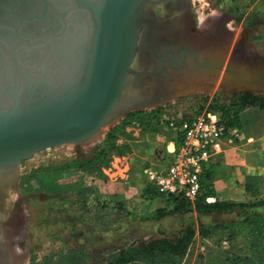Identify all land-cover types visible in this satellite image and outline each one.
<instances>
[{
    "label": "rangeland",
    "instance_id": "obj_1",
    "mask_svg": "<svg viewBox=\"0 0 264 264\" xmlns=\"http://www.w3.org/2000/svg\"><path fill=\"white\" fill-rule=\"evenodd\" d=\"M209 2L230 21L225 30L230 40L228 54L236 50L243 63L264 64V0ZM175 5L170 2L165 8L164 3H156L151 11L167 15ZM187 10L194 25L193 11ZM133 66L138 68L136 60ZM242 92L262 95L264 85L238 88L218 77L209 89L182 90L152 108L129 111L87 141L47 148L21 160L15 177L0 179V183L7 182L0 194L6 213L0 215L3 239L13 244V256L19 264H55L69 250H79L86 254V264H97L112 249L174 238L191 226L194 239L176 264H261L263 260L256 256L259 251L250 241L259 216L253 208H237L242 213L238 219L233 215V220L202 236L193 209L158 217V209L166 212L174 203L155 194L144 177L146 165L162 168L173 159L166 146L175 137L153 112L158 118L162 112L178 118L219 110ZM138 113L151 116L139 123ZM112 144L116 148L109 151L108 166L93 171L77 167ZM208 180L204 174L202 183L209 187ZM84 186L92 187L85 199L78 195Z\"/></svg>",
    "mask_w": 264,
    "mask_h": 264
},
{
    "label": "water",
    "instance_id": "obj_2",
    "mask_svg": "<svg viewBox=\"0 0 264 264\" xmlns=\"http://www.w3.org/2000/svg\"><path fill=\"white\" fill-rule=\"evenodd\" d=\"M177 1L174 11L188 9V0ZM149 2H20L35 12L21 21L29 32L0 42V177L16 175L20 161L41 150L87 141L127 112L179 92L175 72L158 78L133 66L140 41L149 44L163 18L145 10ZM229 44L227 37L225 57ZM222 67L214 79L238 88L264 85V64L243 63L236 50L221 74Z\"/></svg>",
    "mask_w": 264,
    "mask_h": 264
},
{
    "label": "flooded vegetation",
    "instance_id": "obj_3",
    "mask_svg": "<svg viewBox=\"0 0 264 264\" xmlns=\"http://www.w3.org/2000/svg\"><path fill=\"white\" fill-rule=\"evenodd\" d=\"M20 2L0 0V42L11 40L16 33L21 35L29 32L27 27L22 28L21 21L24 16L35 12L34 6L24 10V3ZM182 10L183 15L180 18H171L168 14L158 15L163 18L169 16L171 19L161 20L158 17V27L155 30L157 36L151 38L149 44L145 38L140 41V54L137 53L135 60L139 68L156 72L155 76L158 78L162 74L175 72L173 75L177 81L174 89L179 91L209 89L213 84L214 72L223 64L222 74L229 60V54L227 57L224 55L227 48L225 30H228L225 27V16L222 15L216 21L212 31L197 32L188 10ZM180 57H183L182 62ZM0 232H3L1 220ZM1 239L3 241L0 240V263L19 264L12 254L13 244H8L3 237Z\"/></svg>",
    "mask_w": 264,
    "mask_h": 264
},
{
    "label": "trees",
    "instance_id": "obj_4",
    "mask_svg": "<svg viewBox=\"0 0 264 264\" xmlns=\"http://www.w3.org/2000/svg\"><path fill=\"white\" fill-rule=\"evenodd\" d=\"M250 106H259L264 109V95L255 94L252 92H242L233 96L230 102L224 108L219 110H211L213 112H218L221 119L226 124H234L236 121L237 114ZM216 109V108H212ZM152 114V112H150ZM149 113H138L136 120L139 123L146 121L150 118ZM157 121L159 118L155 112ZM153 116V115H152ZM110 134H107L106 139L110 140ZM116 147L112 144L107 147V150L99 149L94 154L92 159L84 160L81 166L86 170H99L102 166H108L110 162L109 151L114 150ZM206 175V172H205ZM92 191V187L84 186L78 195L85 199L88 193ZM214 196L211 189L202 183L201 193L195 199L193 203L178 198H168L173 201V207L171 210L164 212L158 209L156 213L159 218L171 213H182L190 211L191 209L196 212H230L235 208H250L254 209L259 215L256 220L255 232L250 236L251 244L253 248L257 249V257L263 260L261 264H264V199L258 198L254 201L248 202H227L223 200H218L215 198L212 202H207L206 198ZM251 213V212H250ZM239 216L242 214L239 213ZM220 224H216L213 227H204L199 224L198 233L202 236L207 234L212 228H218ZM195 230L191 226H186L180 233L174 238L160 237L153 238L141 245H127L121 249H112L111 252L107 254L105 258L97 262V264H176L180 258H182L189 249V246L194 239ZM263 242V244L261 243ZM251 247V246H250ZM86 254L79 250H69L65 255H62L55 264H86Z\"/></svg>",
    "mask_w": 264,
    "mask_h": 264
},
{
    "label": "crops",
    "instance_id": "obj_5",
    "mask_svg": "<svg viewBox=\"0 0 264 264\" xmlns=\"http://www.w3.org/2000/svg\"><path fill=\"white\" fill-rule=\"evenodd\" d=\"M235 121L227 125L239 129L238 138H225L221 149L205 166L209 189L214 193V196L207 197L210 202L215 198L227 202H248L264 194V109L246 107L237 114ZM173 142L174 139L167 143L166 151L173 147ZM194 212L199 223L208 228L230 222L233 215L237 219L240 217L237 208L230 212Z\"/></svg>",
    "mask_w": 264,
    "mask_h": 264
},
{
    "label": "built area",
    "instance_id": "obj_6",
    "mask_svg": "<svg viewBox=\"0 0 264 264\" xmlns=\"http://www.w3.org/2000/svg\"><path fill=\"white\" fill-rule=\"evenodd\" d=\"M159 123L170 128L175 139L172 162L156 168L148 165L144 177L153 192L166 198L185 199L191 203L200 195L205 166L213 154L221 149L225 138H238L239 129L227 125L218 112L204 111L187 117H167L162 112ZM210 202V198H206Z\"/></svg>",
    "mask_w": 264,
    "mask_h": 264
},
{
    "label": "clouds",
    "instance_id": "obj_7",
    "mask_svg": "<svg viewBox=\"0 0 264 264\" xmlns=\"http://www.w3.org/2000/svg\"><path fill=\"white\" fill-rule=\"evenodd\" d=\"M189 10L193 11V20L194 26L197 32H208L212 31L215 26V22L218 21L223 13L220 12L217 8H213L209 0H188ZM156 3H164L165 8L167 0H159V2H152L146 4L145 10L149 11L150 6ZM183 15V10H177L172 12L173 18H180ZM230 21L225 22V27L227 28Z\"/></svg>",
    "mask_w": 264,
    "mask_h": 264
},
{
    "label": "bare ground",
    "instance_id": "obj_8",
    "mask_svg": "<svg viewBox=\"0 0 264 264\" xmlns=\"http://www.w3.org/2000/svg\"><path fill=\"white\" fill-rule=\"evenodd\" d=\"M170 2H172V3H175L176 5L178 4V1L177 0H172V1H167V3H170ZM176 5H175V7H176ZM175 7H174V10H175ZM173 10V11H174ZM166 11V10H165ZM170 11V10H169ZM168 11V12H169ZM166 13H167V11H166ZM170 148H172V146L170 147ZM15 177V174H12V175H10V176H8V177H6V178H3V177H0V179H9L10 177ZM5 180L4 181H2L1 180V183H0V194H1V192H3L4 190H5V184L7 183H5ZM9 187V186H8ZM8 190V189H7ZM7 192V191H6ZM6 194V193H5ZM7 195V194H6ZM5 207V206H4ZM5 210H6V208H5ZM4 214H6V213H4V208H3V205H1V203H0V215H4ZM4 232H5V230H4ZM4 235H3V232H0V240H2L1 238L3 237ZM3 241V240H2ZM2 262V261H1ZM1 264V263H0ZM4 264V263H3Z\"/></svg>",
    "mask_w": 264,
    "mask_h": 264
}]
</instances>
